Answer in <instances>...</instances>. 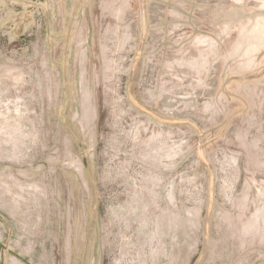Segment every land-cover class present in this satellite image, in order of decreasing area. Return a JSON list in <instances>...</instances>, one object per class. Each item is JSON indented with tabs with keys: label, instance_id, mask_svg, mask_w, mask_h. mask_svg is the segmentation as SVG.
Listing matches in <instances>:
<instances>
[{
	"label": "rangeland",
	"instance_id": "obj_1",
	"mask_svg": "<svg viewBox=\"0 0 264 264\" xmlns=\"http://www.w3.org/2000/svg\"><path fill=\"white\" fill-rule=\"evenodd\" d=\"M0 264H264V0H0Z\"/></svg>",
	"mask_w": 264,
	"mask_h": 264
}]
</instances>
